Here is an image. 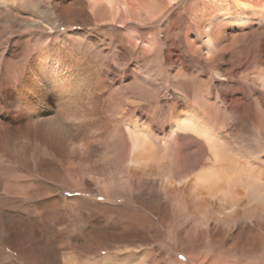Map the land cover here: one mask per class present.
I'll use <instances>...</instances> for the list:
<instances>
[{
    "label": "bare ground",
    "instance_id": "1",
    "mask_svg": "<svg viewBox=\"0 0 264 264\" xmlns=\"http://www.w3.org/2000/svg\"><path fill=\"white\" fill-rule=\"evenodd\" d=\"M153 1L64 0L61 4L53 0L48 13L41 5L27 11L24 0H0V209L20 207L15 214L0 212V227L4 224L5 231H0V242L14 252L1 254L0 264H8V256L12 264H41L39 259L51 264H74L61 252L65 241L59 240L55 251H47L39 235L54 230L65 219L61 199L54 195L56 184L61 192L65 190L72 196L80 186L91 183L88 175H98L94 179L111 182L116 193L133 178H143L150 171L161 176L167 164L166 140L154 137L151 126L143 125L140 118H152L150 106H162L165 86L160 79L171 45L165 36L166 4ZM234 5L239 7L235 15L224 9V13L204 20L201 34L206 38L204 49L208 55L217 50L216 39L227 22L244 25L251 19L239 11L245 9L244 2L235 0ZM89 24L98 26V30L105 26L106 31L77 29L68 35L59 31L63 25ZM27 25L41 26L43 31L24 32ZM132 28H138L137 35ZM44 30L53 33L45 36ZM110 34L115 38L112 43ZM103 53L104 60L96 56ZM134 55L137 62L129 66ZM140 60L144 65L152 60L156 63V85L148 72L139 70ZM134 107H142L140 116L137 113L135 120H129ZM173 114V132H206L199 121L190 118L195 115ZM156 115V130L160 132L162 119ZM212 149L218 158V150ZM99 170L105 171L106 177L101 178L104 175ZM220 171L215 167L209 173L229 174ZM202 175L196 174L195 183L204 179ZM77 177L84 184H77ZM167 182L180 181L167 177ZM176 194L174 187L171 195ZM76 199L64 198L62 202ZM22 211L32 217L27 218ZM96 231V235H106L110 240L119 234L103 228ZM241 245L247 250L257 246L253 238ZM102 264L117 263L107 256Z\"/></svg>",
    "mask_w": 264,
    "mask_h": 264
},
{
    "label": "rangeland",
    "instance_id": "2",
    "mask_svg": "<svg viewBox=\"0 0 264 264\" xmlns=\"http://www.w3.org/2000/svg\"><path fill=\"white\" fill-rule=\"evenodd\" d=\"M54 1L62 4L64 0ZM162 1L166 4V42L171 44L160 79L165 86L162 106H150L152 121L139 115L142 107H134L128 118L135 120L138 113L143 125L151 126L154 137L165 138L167 164L161 176L150 171L143 178H133L116 193L111 182L94 179L98 175H88L91 183L86 184L77 177V184L84 185L72 196L61 192L56 184L54 195L61 199L65 215L61 223L69 225L65 228L60 223L55 231L40 233L41 243L53 252L59 240L65 241L61 252L74 264H102L107 256L117 264H264V0H240L246 6L239 11L251 19L244 25L227 22L216 39L217 50L210 55L201 34L204 20L224 13V9L235 15L239 8L234 7L235 0ZM51 3L53 0H24L27 11L41 5L49 13ZM97 28L93 24L63 25L59 31L62 35L77 29L106 31L105 26ZM138 28L131 32L137 35ZM28 31L43 30L27 25L24 32ZM48 31L45 36L53 33ZM109 36L112 43L114 35ZM103 55L96 56L104 60ZM135 61L137 55L129 66ZM140 64L139 70L148 72L156 85L159 70L154 60L145 65L140 60ZM175 111L197 116L190 118L199 121L206 132H173ZM156 113L162 119L160 132L156 130ZM213 147L218 150V158ZM215 167L229 174H210ZM98 173L106 174L102 170ZM198 173L204 174V179L195 183ZM167 177L180 182H167ZM174 187L178 194L172 197ZM64 198L77 199L62 202ZM173 198H177L175 203ZM15 207L1 208L0 212H20V207ZM3 226L1 233L5 232ZM98 228L119 234L110 240L106 235H96ZM252 238L257 246L243 248L241 243ZM0 247V256L14 255L11 249H5L3 241ZM5 262L12 264L13 260L8 256ZM39 263L51 264L40 259Z\"/></svg>",
    "mask_w": 264,
    "mask_h": 264
}]
</instances>
